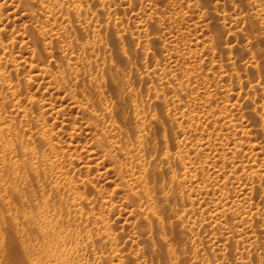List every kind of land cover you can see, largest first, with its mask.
Wrapping results in <instances>:
<instances>
[{
    "label": "rangeland",
    "instance_id": "rangeland-1",
    "mask_svg": "<svg viewBox=\"0 0 264 264\" xmlns=\"http://www.w3.org/2000/svg\"><path fill=\"white\" fill-rule=\"evenodd\" d=\"M0 134L72 264H264V0H0Z\"/></svg>",
    "mask_w": 264,
    "mask_h": 264
},
{
    "label": "bare ground",
    "instance_id": "bare-ground-1",
    "mask_svg": "<svg viewBox=\"0 0 264 264\" xmlns=\"http://www.w3.org/2000/svg\"><path fill=\"white\" fill-rule=\"evenodd\" d=\"M2 138L0 134L1 152L14 143ZM21 143L22 155L32 160L35 152L30 148L24 149ZM52 166L53 162L39 166L29 161V165L21 170L15 162L0 167V191H4L6 196L9 193L15 200L12 203L9 198H0V264H72L71 256L76 250L73 245L78 244L79 233L67 227L69 219H65L61 209L63 199L54 181L57 179L45 180V175L53 174ZM28 171L33 173V181L41 187V193L34 189L28 193L22 191L31 182L25 178ZM69 232L75 238L69 239Z\"/></svg>",
    "mask_w": 264,
    "mask_h": 264
}]
</instances>
